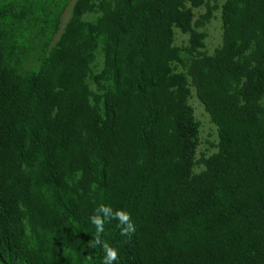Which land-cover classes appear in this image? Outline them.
Instances as JSON below:
<instances>
[{
	"label": "trees",
	"instance_id": "obj_1",
	"mask_svg": "<svg viewBox=\"0 0 264 264\" xmlns=\"http://www.w3.org/2000/svg\"><path fill=\"white\" fill-rule=\"evenodd\" d=\"M66 2H0V264H264V0H76L49 48ZM190 86L217 129L198 159Z\"/></svg>",
	"mask_w": 264,
	"mask_h": 264
},
{
	"label": "rangeland",
	"instance_id": "obj_2",
	"mask_svg": "<svg viewBox=\"0 0 264 264\" xmlns=\"http://www.w3.org/2000/svg\"><path fill=\"white\" fill-rule=\"evenodd\" d=\"M2 0H0L1 2ZM8 1H14L19 4H27L31 3L33 4L35 12L40 11L41 7L44 6L49 10L48 8L53 5L55 0H5ZM76 0H67L65 8L60 16V24L58 32L53 36L49 48H51L55 42L58 40L60 33L63 31V28L65 24L67 23L72 7L74 5ZM223 1L220 2L219 5H221ZM204 7L196 8L193 10L194 19L196 20L201 14L204 13ZM97 15L90 13L85 14L83 16V20L85 21H94L96 19ZM31 25H34V22H31ZM36 25V22H35ZM198 32H202L205 34L204 39V48L201 50L205 52L208 55L213 54V52L220 47L221 41H222V22H221V11L220 8L217 9L211 18V20L206 23L203 27L197 29ZM174 36H173V45L176 47H184L187 45L188 36L185 34H182L178 29L174 28ZM38 46V45H37ZM35 46V47H37ZM103 66V55L100 49H97L93 62L91 63V70L93 75H96L100 73ZM39 67V62L36 61L35 56L28 55V57L24 60L23 68L26 70H36ZM171 67L173 68L174 72H181L184 73L185 70L176 63H172ZM88 86L92 90H96V84L92 79H89L87 81ZM191 91V97L189 99V104L192 107L194 111V117L195 119L200 123L199 127V146L197 148L196 157L197 159L200 158V156L203 154L204 156L208 157L211 154L215 153L217 151L216 144H217V129L216 127L211 123L210 118L208 114L205 112L203 106L201 103L197 100L194 88L190 86ZM262 105L264 106V100L262 101ZM202 169L201 166H197L194 169L195 173H198ZM66 252V251H65Z\"/></svg>",
	"mask_w": 264,
	"mask_h": 264
},
{
	"label": "clouds",
	"instance_id": "obj_3",
	"mask_svg": "<svg viewBox=\"0 0 264 264\" xmlns=\"http://www.w3.org/2000/svg\"><path fill=\"white\" fill-rule=\"evenodd\" d=\"M103 210L105 212V217L102 219L100 216V211ZM111 211L110 208L101 207L97 210V213L90 217V222L95 226L97 234L103 231V225L105 222H108V213ZM116 220L119 222L121 226V235L126 238H131V235L135 232V225L131 221L130 214L126 212H115L113 214ZM99 243V241H97ZM94 246V245H93ZM105 257L103 260V264H116L117 262V251L105 245L104 246Z\"/></svg>",
	"mask_w": 264,
	"mask_h": 264
}]
</instances>
